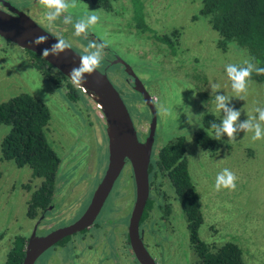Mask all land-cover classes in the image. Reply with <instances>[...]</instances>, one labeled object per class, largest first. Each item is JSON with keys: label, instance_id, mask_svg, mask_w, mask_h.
Here are the masks:
<instances>
[{"label": "rangeland", "instance_id": "1", "mask_svg": "<svg viewBox=\"0 0 264 264\" xmlns=\"http://www.w3.org/2000/svg\"><path fill=\"white\" fill-rule=\"evenodd\" d=\"M7 1L83 56L99 52L98 69L102 70L114 55L131 66L146 89L159 96L153 160L158 158L164 145L177 136L186 137L189 168L204 215L200 228L202 238L212 244L213 249L233 241L243 250L246 264H264V121L260 119L264 111V85L246 81L245 91L238 93L233 89L227 68L229 65L243 67L249 57L235 42H230L227 50L220 46L221 36L212 27L210 17L200 13L202 0H141L145 11L141 18L133 0H112L110 9L90 0H66L68 9L54 20L47 19V14L54 9L44 8L38 0ZM90 15H97L98 22L77 35L75 24L86 22ZM179 28L182 34L174 46L154 38V35L170 36ZM31 59L27 51L0 36V103L28 92L51 110L47 132L50 144L61 158L57 175L60 201L43 224L56 228L79 219L89 205L109 164V138L105 121L97 116L101 111L95 100L79 91L78 103L72 102L65 88L46 79ZM109 77L135 123L151 120L150 110L127 80L129 76L120 63L111 66ZM218 96L225 97V106L240 115L234 125L235 139L230 141L227 134L220 131L219 150L211 154L198 147L195 133L201 129L207 114L213 113L222 121L226 118L224 109L217 107ZM165 108L169 109L168 115L163 114ZM246 122L251 127L241 129L240 125ZM257 124L262 139L253 140ZM142 128L145 129L146 124ZM9 129V125H0V264L6 261L16 235H27L33 227L35 221L26 215L27 205L31 192L42 180L33 175L30 167H19L14 161L3 158L1 144ZM225 168L237 177L235 191L215 190L216 177ZM161 192L159 196L153 193L162 201L154 200L152 219L148 221L158 222L165 216L168 218L166 226L173 229L169 232L162 224L159 232L148 233L157 237L150 241V246L157 241L160 245L148 249L164 256L163 264H190L186 245L191 242L182 206L171 186L166 185ZM134 195L128 169L115 183L97 218L102 228L90 230L97 239L110 234L108 221H115L126 231ZM143 228L150 230L153 223L145 222ZM79 237L72 236L66 245ZM78 246L83 247V243ZM80 250L81 255L72 247L62 248L50 258L44 254L36 264L68 261L75 264L78 255L83 259L88 254ZM194 259L195 264H200L197 255Z\"/></svg>", "mask_w": 264, "mask_h": 264}, {"label": "trees", "instance_id": "2", "mask_svg": "<svg viewBox=\"0 0 264 264\" xmlns=\"http://www.w3.org/2000/svg\"><path fill=\"white\" fill-rule=\"evenodd\" d=\"M90 1L107 9L112 7V0ZM133 2L135 7H139L137 15L144 17L143 2ZM200 13L210 17L212 27L221 36L220 46L224 50L228 49L230 42H235L246 52L249 61L243 67H237L238 70L249 68L250 76L246 81L264 85V73L259 71L264 69V0H202ZM137 24L139 26L138 21ZM181 34L179 28L174 29L170 36L154 35V38L173 45L179 41ZM25 51L31 55L34 64L44 75L51 78V72L58 71L66 80L64 83L68 98L72 101L79 100L78 92L82 90L79 85L74 84L38 53L27 49ZM51 118L50 107L28 92L0 103V125L10 126L1 144L3 158L14 161L19 167H30L33 175L42 179L41 185L32 192L29 200L28 212L31 216L36 213V208H46L50 204L56 188L61 158L48 140L47 130ZM202 124L201 129L195 133V143L208 153H216L220 147L217 131L222 128V120L210 113L204 117ZM187 147L186 137L177 136L159 150L158 158L150 164V169H159L171 181L182 206V215L187 220L189 239L198 254L200 264H246L243 250L237 243L226 241L213 249L212 244L207 243L200 235L204 215L197 185L190 172ZM145 215L146 212L143 217ZM26 240L24 235H16L3 264H24Z\"/></svg>", "mask_w": 264, "mask_h": 264}, {"label": "water", "instance_id": "3", "mask_svg": "<svg viewBox=\"0 0 264 264\" xmlns=\"http://www.w3.org/2000/svg\"><path fill=\"white\" fill-rule=\"evenodd\" d=\"M4 3L15 14L0 8V36L3 38L41 56L43 49L51 50L52 46L58 42V39H62L46 30L25 12L12 6L10 2L5 1ZM39 36H46L47 39L39 44L33 43L32 41ZM66 44L69 45L67 42ZM82 57V54L69 45V47H66L58 54H50L43 58L71 79L73 69H78L81 66ZM127 71L134 75L137 90L143 94L145 102L151 106L153 111L154 117L149 137L144 142L140 141L129 109L106 73L96 67L92 73L83 74L84 84L79 86L95 100L107 123L109 138L108 168L87 210L78 220L71 225L54 230L46 236H36L35 232L32 234L26 246L24 264H34L43 252L59 240L84 230L94 223L116 179L120 175L126 159L133 166L137 184L136 202L129 223L131 244L136 257L142 264H156L146 249L140 234V222L150 190L149 165L155 136L156 110L142 81L135 76L132 68L128 65Z\"/></svg>", "mask_w": 264, "mask_h": 264}, {"label": "flooded vegetation", "instance_id": "4", "mask_svg": "<svg viewBox=\"0 0 264 264\" xmlns=\"http://www.w3.org/2000/svg\"><path fill=\"white\" fill-rule=\"evenodd\" d=\"M9 2L7 0H0V8L3 9V10H6L8 12H11V13H14L11 8L5 4L4 2ZM13 6V5H12ZM15 7V6H14ZM19 9V8H17ZM21 10V9H19ZM27 14V13H26ZM31 17V16H30ZM3 38V37H2ZM5 39V38H3ZM8 43H12L13 45H17L13 42H10V40L8 41L7 39H5ZM18 46V45H17ZM20 47V46H19ZM22 48V47H21ZM24 49V48H22ZM26 50V49H24ZM30 55V54H29ZM31 56V55H30ZM33 65L34 64V61H33V58L31 59ZM116 63H120V65H122L123 67V70L125 71V73L129 76L127 78V80L129 82H131L132 84V87L137 90L136 86H135V77L134 75H132L130 72L127 71V65L130 66L128 63H126L124 60H122L120 57H118L117 55H114L113 58L109 59L106 61V63L104 64L103 66V69L101 70L102 72L106 73L108 76H109V72H110V68L112 65L116 64ZM35 67L38 69V67L35 65ZM131 67V66H130ZM40 70V69H38ZM100 70V69H99ZM132 71L134 72V70L132 69ZM41 73L42 70H40ZM135 73V72H134ZM52 74V77H48L46 76V79H49L53 82H56V84L58 86H62L65 88L66 92H67V86L66 84L64 83L66 80L64 79V77L58 72V71H55L53 70L51 72ZM44 75V73H43ZM56 75L60 76V78L56 77ZM136 76V75H135ZM110 78V77H109ZM110 80H112L110 78ZM114 86L116 87L115 85V82L112 80ZM143 83V82H142ZM144 85V84H143ZM78 86V85H77ZM80 87V86H78ZM81 88V87H80ZM117 88V87H116ZM146 88V87H145ZM82 89V88H81ZM118 90V89H117ZM147 90V89H146ZM81 91H83L85 94L86 92L82 89ZM119 91V90H118ZM141 97L143 98V101L145 102V99H144V96L143 94L137 90ZM148 94L150 95L151 97V100L153 101V104H154V108L156 110V113H157V101L159 100V96H156L154 95L152 92L148 91ZM120 93V92H119ZM88 94V93H87ZM89 95V94H88ZM90 96V95H89ZM122 96V95H121ZM92 98V97H91ZM123 98V97H122ZM72 101V100H71ZM79 101V100H78ZM78 101H72L74 103H78ZM126 103V102H125ZM96 104V103H95ZM146 106L148 107V109L150 110L151 112V120L150 119H145V120H141L137 123H135V121L133 120L134 122V125L136 127V130H137V133H138V137L140 139V141L144 142L146 141V139L149 137L150 135V130H151V123L153 121V117H154V114H153V111L151 109V106L149 104H147L145 102ZM127 105V104H126ZM128 107V106H127ZM80 109L83 111L82 107H80ZM97 109H99V107L97 106ZM130 112V111H129ZM84 113V112H82ZM131 114V113H130ZM97 116H101L100 119H102L103 121H105V118H103L101 112H99V114L97 113ZM132 117V116H131ZM156 117H157V114H156ZM50 124V123H49ZM105 124L107 126V123L105 121ZM144 124H146V128L143 129L142 127L144 126ZM156 130V128H155ZM47 136H48V133H47ZM155 137V136H154ZM49 140V139H48ZM154 141H155V138H154ZM153 146H154V143H153ZM157 158H155L153 160V148H152V154H151V161H150V164L155 162ZM108 168V166H107ZM129 169V172H130V175H131V179L133 181V185H134V191H135V195H134V201H133V207H132V210L128 216V227L125 229L126 231H123V229L115 222V221H108L110 226H111V230H110V234L106 235L104 234L103 237H100V238H96V234L94 233H91L90 230H92L93 228H98V229H101L102 227H99V224H97V218L99 217L100 213L98 214L96 220L94 221V223L89 226L88 228H85L84 230H81L79 232H75L73 234H70L64 238H62L61 240H59L57 243H55L54 245H52L51 247H49L45 252H43L37 259L36 261L34 262V264L37 263L38 259L43 256L44 254L47 255V257L50 258V256H52L54 253H57L58 250H62V248L66 249L67 247H72L76 250V253L77 251H79L80 255L83 254L81 252L80 249L82 250H85L87 251V255L86 257H84L83 259L80 258V256L78 255L77 258L79 260H77L75 262V264H142L138 258L136 257V254L134 252V249H133V246L131 244V240H130V236H129V223H130V218H131V215H132V212H133V209H134V206H135V202H136V196H137V184H136V178H135V173H134V169H133V166L131 164V162L126 159V162H125V165L120 173V175L118 176V178L116 179L115 183L117 182V180L119 179V177L121 176V174L123 175V173ZM107 171V169H106ZM106 171H105V174H106ZM104 174V176H105ZM103 176V178H104ZM102 178V179H103ZM102 181V180H101ZM100 181V183H101ZM99 183V184H100ZM114 183V185H115ZM171 181L167 178V176H165L162 172H160L159 169H150V165H149V187H150V190H149V197H148V200H147V203L150 202V205L148 203V207H147V204L145 206V210H144V213L146 212V215L145 217H143L142 215V218H141V222H140V234H141V237H142V240L144 242V245L146 247V249L148 250V252L150 253V255L152 256V258L154 259V261L156 262V264H163V260L161 258H164V256H162L159 252H150V249L149 246L151 245V242L152 240H156L157 237L155 236H151L149 234H152L154 233L156 230L157 232H159V229H162V224H165V220H167L168 218H165V216H163L161 219H159V221H148L151 218V212H152V209H153V205L155 202L154 200H158V203L160 201H162V199L160 197H158L157 199L154 197V194H156L157 196H159L161 192V189L163 187H165L166 185H169L172 187L171 185ZM41 185V182L36 186V188L33 189V191L37 190L39 188V186ZM113 185V187H114ZM99 186V185H98ZM60 188V184L58 182V179H57V182H56V188H55V191H54V195H53V199L52 201L50 202V204L46 207V208H41V209H37L36 208V213L31 216L29 215V212H28V205H27V213L26 215L28 216V218L32 219L35 221L33 227L31 228V230L29 231V233L27 235L25 234H21V235H24L27 240H26V246L29 242V239L30 237L32 236V234L35 232V235L36 236H46L48 235L49 233H51L52 231L54 230H57L59 228H62V227H65V226H68V225H71L72 223H74L75 221L65 225V226H62V227H56V228H51L52 225H44L43 223L49 219V215H50V212H53V210L56 209V207L59 205V201H60V198H58V189ZM98 188V187H97ZM173 188V187H172ZM113 189V188H112ZM32 191V192H33ZM96 191V190H95ZM112 191V190H111ZM32 192H31V195H32ZM95 193V192H94ZM111 193V192H110ZM154 193V194H153ZM165 193V192H164ZM163 193V194H164ZM94 195V194H93ZM110 195V194H109ZM161 195V194H160ZM109 197V196H108ZM177 197V196H176ZM31 198V197H30ZM93 198V197H92ZM108 199V198H107ZM30 200V199H29ZM92 200V199H91ZM177 201L180 203L178 197H177ZM91 202V201H90ZM107 202V200H106ZM105 202V203H106ZM167 202V201H165ZM170 202V201H169ZM29 204V202H28ZM90 204V203H89ZM105 205V204H104ZM89 206V205H88ZM88 206L85 208V210L83 212H85L88 208ZM162 206V204H161ZM168 206V205H167ZM147 208V209H146ZM167 208V207H166ZM181 209V208H180ZM143 213V214H144ZM82 216V215H81ZM171 215L169 214L168 217H170ZM181 216V215H180ZM183 217V215H182ZM180 217V218H182ZM78 220V219H77ZM146 222L147 223H153V228H151L150 230H147L145 228H143V225L144 223ZM156 226L158 227L156 229ZM168 230L169 229H173V228H170V227H167L166 224L165 226ZM30 228V227H29ZM44 229H46L44 231ZM42 231V232H41ZM170 232V230H169ZM149 233V234H148ZM158 234V233H157ZM76 235H79L80 237L75 239L74 242H71V245H66L67 242H69V239L72 237V236H76ZM83 243V247L79 248L78 245H81ZM158 241L154 244H152L153 246L154 245H157ZM160 243V242H159ZM161 243H165V242H161ZM160 243V244H161ZM166 245V244H165ZM153 246H150V247H153ZM158 247L160 245H157ZM167 246V245H166ZM168 248L170 246H167ZM213 247V246H212ZM182 248H180L181 250ZM26 250V249H25ZM162 249H160L161 251ZM186 250L188 252V255L190 256V260H189V263L190 264H195L196 262V259H194V256L196 257L197 255V258L198 257V254L196 252V250L193 248V246L191 244H188L186 245ZM163 251V250H162ZM86 254V253H85ZM196 254V255H195ZM192 259V261H191ZM86 261V262H85ZM199 262V261H198ZM72 262H66L65 264H70Z\"/></svg>", "mask_w": 264, "mask_h": 264}, {"label": "clouds", "instance_id": "5", "mask_svg": "<svg viewBox=\"0 0 264 264\" xmlns=\"http://www.w3.org/2000/svg\"><path fill=\"white\" fill-rule=\"evenodd\" d=\"M38 3L42 5L44 8L47 9H54V11L49 12L47 14L48 20H54L57 18L63 11L68 9V4L66 3V0H38ZM74 7V5H73ZM99 20V17L97 15H90L87 17V21H80L75 24L76 34L79 35L80 33L84 32L86 27L91 24H96ZM66 23L68 21H65ZM46 36H39L35 38L34 41H32L35 44H39L42 41L46 40ZM94 46V45H93ZM66 47H69V45L66 44L64 39H58V42L54 44L49 49H43L42 50V56L47 57L50 54H58L59 52L63 51ZM100 64V53L94 52L91 55H85L81 59V66L78 69H73L71 73V80L74 84L83 86L84 81L82 79L83 74L85 73H92L96 67ZM228 75L230 79L232 80V87L235 89L238 93L245 91L246 89V78L250 76V70L249 68H241L237 69L234 65H229L227 68ZM261 73H264V69L259 70ZM225 97L218 96L216 97L217 100V107L220 109H224V111L227 113L226 118L222 121V128L218 129L217 131V138L219 137V132L222 131L223 133L227 134L230 141L234 140V133L236 132V127L234 126L236 121L238 120V117L240 113L238 111H233L231 109H228L225 106ZM161 112V110L159 109ZM259 111V109H258ZM163 114L168 115L169 109L165 108L163 109ZM260 119L264 121V111L260 113ZM251 127L250 124L247 122L240 125L241 129H249ZM213 128H216V125H213ZM261 137V128L260 125L257 124L255 126V136L253 137V140H260ZM236 180L237 177L235 174L230 171L229 169L225 168L221 173H219L216 177L215 181V190L220 191L221 188L228 189L230 191L236 190Z\"/></svg>", "mask_w": 264, "mask_h": 264}]
</instances>
